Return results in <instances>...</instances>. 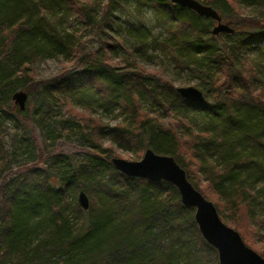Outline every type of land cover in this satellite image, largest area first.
<instances>
[{
    "label": "trees",
    "instance_id": "1",
    "mask_svg": "<svg viewBox=\"0 0 264 264\" xmlns=\"http://www.w3.org/2000/svg\"><path fill=\"white\" fill-rule=\"evenodd\" d=\"M103 1L0 0V264H219L177 188L123 175L101 139L138 160L147 148L174 156L223 220L224 207L238 231L241 214L255 222L264 204V0H200L238 15L227 22L234 33L219 36L213 20L171 0H138L149 1L165 34L151 38L142 18L130 23L137 45L120 60L122 41L108 33L125 0ZM72 15L103 35L99 49L85 51L80 32L65 30ZM150 47L197 73L206 101H188L146 74L141 58ZM58 55L80 69L37 80V63ZM20 89L29 95L25 111L12 99ZM100 106L123 119L102 123L92 116ZM62 140L89 152H56Z\"/></svg>",
    "mask_w": 264,
    "mask_h": 264
},
{
    "label": "rangeland",
    "instance_id": "2",
    "mask_svg": "<svg viewBox=\"0 0 264 264\" xmlns=\"http://www.w3.org/2000/svg\"><path fill=\"white\" fill-rule=\"evenodd\" d=\"M105 1L106 0H104L103 2ZM147 2L148 3L141 7L138 4V0H125L122 4H118L114 9L113 17L115 18V22L111 30H109L108 34L112 37H118L122 41V48L118 50L119 57H115V60H120L119 58L123 57L126 54V50H132L134 49V46L137 45V41L134 35L129 32V27L130 23L137 22L139 18H142V20L144 21L146 28L149 30L151 38H153L154 36H158L159 34H165L163 23L159 21V18L155 14V11L150 5L149 1ZM214 7L220 12L221 16L223 17V21L226 23L230 18H238V15H236L235 13H230V9H228L227 6L223 3L219 4L218 7ZM237 10L238 13L247 12L242 8H237ZM79 20L80 19H78L76 15H72L65 20V22L63 23V27L66 31L69 32H75L76 30L80 32L79 34L82 35L81 46L85 51L88 52L99 49L101 46V39L103 35L98 33L96 30H91L88 28L85 29V25ZM213 26L214 23L211 25V29ZM141 65H143L146 71H148V73L146 74L153 75L154 73H156V75L159 76L161 80L173 84V86H175L176 88L181 86H194L204 92V90L202 89L203 80L197 73L189 69L182 70L176 67L173 60H171L170 55L165 54L159 49L150 47L147 53L142 56ZM75 68L76 70L80 69L73 62L67 61L62 55H58L57 57H46L37 63L35 67V78L37 80L50 79L54 76L62 75L66 73V71H71ZM148 79L150 80L151 77H148ZM147 106L150 107V104H147ZM81 107L82 106L80 105V108H77V111H83L82 113L84 115H88ZM154 109L155 111H157L158 109L162 111L159 107H154ZM92 116L95 118H101L99 120L102 123L109 124L111 126L118 124L124 117L123 115L118 114V110L114 111V113H109L106 112L105 109L101 106L97 108V111H94L92 113ZM190 116L193 118H197V116L191 114ZM166 120L164 122H167ZM3 130L5 131L3 136L4 148L6 151H11L14 147V122L10 120L3 122ZM34 134L36 138H38V131H35ZM101 140L104 147H110V153L111 155L113 154V157H121L127 160H138L135 159L136 153L134 150H126L124 148L112 145L111 138L108 135H106ZM75 142L76 144H79V141ZM36 147H39L40 152L38 154L41 155L43 153V151H41L43 150V148L39 140ZM63 151L70 152L72 154L89 152L87 149H82L74 146L72 143L65 140L59 142L56 152ZM31 155L33 157L34 153L32 152ZM263 206L264 204H261L260 202L258 203L257 214H259L260 217H257L255 222L248 221L247 218L244 217V213L241 214L240 219L238 220L239 224L242 226L239 230L241 236L244 237L243 239H245V242L247 241L248 243H246L249 246L251 245L250 247H253V249H255L256 251H259L260 248L264 249V240L254 236V232H258L259 236H264V226L262 225V220L264 217V213L262 212ZM223 215L225 217L223 221L227 224L229 223V226L235 228L236 226H234V222H231V214L224 207ZM82 218H84V215L77 214V223L83 222Z\"/></svg>",
    "mask_w": 264,
    "mask_h": 264
},
{
    "label": "water",
    "instance_id": "3",
    "mask_svg": "<svg viewBox=\"0 0 264 264\" xmlns=\"http://www.w3.org/2000/svg\"><path fill=\"white\" fill-rule=\"evenodd\" d=\"M182 8H187L196 14L215 22L211 31L214 36L233 34L234 28L226 22L213 6L200 0H171ZM177 93L184 99L204 103V92L194 86L176 88ZM12 99L21 111L27 109L29 95L25 90L13 93ZM111 163L117 171L132 178L154 181H165L175 186L184 206L195 209V221L203 238L216 249L219 264H264V256L250 247L240 232L229 226L221 218L213 201L209 200L189 180L186 170L172 155L157 153L153 148H147L140 160H127L112 157ZM78 202L84 210L90 207L88 195L81 191Z\"/></svg>",
    "mask_w": 264,
    "mask_h": 264
}]
</instances>
